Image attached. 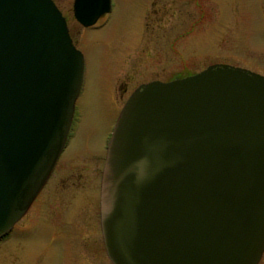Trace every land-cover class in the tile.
<instances>
[{
	"label": "water",
	"instance_id": "1",
	"mask_svg": "<svg viewBox=\"0 0 264 264\" xmlns=\"http://www.w3.org/2000/svg\"><path fill=\"white\" fill-rule=\"evenodd\" d=\"M111 0H73L91 26ZM83 53L54 0H0V238L65 143ZM112 264H257L264 251V75L213 63L136 87L100 184Z\"/></svg>",
	"mask_w": 264,
	"mask_h": 264
},
{
	"label": "rangeland",
	"instance_id": "2",
	"mask_svg": "<svg viewBox=\"0 0 264 264\" xmlns=\"http://www.w3.org/2000/svg\"><path fill=\"white\" fill-rule=\"evenodd\" d=\"M54 2L84 57L67 149L72 152L59 165L57 182L71 165L80 163L79 153L76 159L72 154L84 142L96 138L98 143L112 129L121 104L117 86L125 79L130 80L129 85L150 78L167 80L213 63L241 66L264 75V0H111L110 12L91 25L94 27L77 23L73 0ZM60 196L64 197V192ZM34 217L31 209L0 238V264H109L103 253L86 245L90 236L72 233L73 251L69 254L58 250V236H49L48 241L44 230L23 228ZM40 224H47L46 214ZM67 224L63 222L64 228ZM79 231L78 227L72 230ZM258 264H264V253Z\"/></svg>",
	"mask_w": 264,
	"mask_h": 264
},
{
	"label": "flooded vegetation",
	"instance_id": "3",
	"mask_svg": "<svg viewBox=\"0 0 264 264\" xmlns=\"http://www.w3.org/2000/svg\"><path fill=\"white\" fill-rule=\"evenodd\" d=\"M77 23L79 22L77 21ZM81 26L85 27L83 25ZM67 27L72 42L77 47V42L74 40L73 33L70 26L68 25V22H67ZM179 77H183V76L176 75L173 78L167 80H171ZM151 80H162V79L160 78H150L147 80L144 79L142 81H138L137 83L135 82L132 85H129L130 80L125 79L121 84H119L117 86L118 87L117 89H119V92H121L120 94L121 98L119 101V103H121L120 109L127 100V98L129 97V95L131 94V92L136 87H138L142 83H146ZM167 80H162V81H167ZM124 94H126V96H123ZM75 110L76 109H74L73 118L63 148L59 153V156L56 159L51 169V172L49 173L48 178L44 182L38 194L31 202L26 212L20 218V220L23 217H25L31 209H33V214L35 217L30 220L31 223L24 226L23 228H28L33 231H37L38 229L44 230L45 232H47L48 241H49V236H53V235L58 236V239L60 240L58 250L65 251V253L68 252L69 254L73 251L72 241L74 237L72 236V233L74 235H81L84 238L86 236H90V240L85 239L84 241L86 242V245L89 246L91 249L94 247L95 249L103 253L108 263L112 264V262L109 260L106 254L105 245L102 236V230H101L100 184H101L102 168L105 160L107 144L116 118L114 120V123L112 124V129H110L108 135H106L104 139L102 140L100 139L98 143L97 141L96 143L94 142L96 138L87 140V142H84V144L80 146L79 151H76L72 154V155L76 154L74 156V159H76L79 153V155L81 156L80 163L71 165L64 172L63 175L65 176L61 177L59 182H57L55 180V176L56 174H58V170H59L58 167L63 162V159L68 156L67 154H69L70 156L71 155L70 153L72 152L70 148L69 151L67 152V149L70 146V142H71V128L76 112ZM61 192H64L65 194L64 197L60 196ZM54 195H56V197ZM79 211H81V213ZM44 214L47 215V224H45L44 226L42 224L38 225V221L42 220V215ZM64 215L66 218L68 217V220H65L66 218H63ZM63 222H68L67 228H64ZM70 223L72 224L71 227H70ZM77 227L80 228L79 233L72 232V230ZM68 229H70V232H68ZM91 240L94 242H91ZM86 245L84 244L83 247H87ZM77 246L79 247V244Z\"/></svg>",
	"mask_w": 264,
	"mask_h": 264
}]
</instances>
